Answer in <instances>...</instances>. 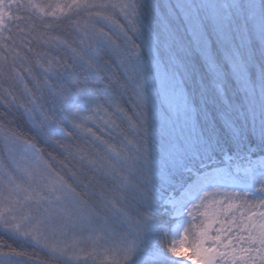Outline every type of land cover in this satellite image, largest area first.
I'll list each match as a JSON object with an SVG mask.
<instances>
[{
	"label": "snow or ice",
	"instance_id": "obj_1",
	"mask_svg": "<svg viewBox=\"0 0 264 264\" xmlns=\"http://www.w3.org/2000/svg\"><path fill=\"white\" fill-rule=\"evenodd\" d=\"M0 264H264V0H0Z\"/></svg>",
	"mask_w": 264,
	"mask_h": 264
},
{
	"label": "rangeland",
	"instance_id": "obj_2",
	"mask_svg": "<svg viewBox=\"0 0 264 264\" xmlns=\"http://www.w3.org/2000/svg\"><path fill=\"white\" fill-rule=\"evenodd\" d=\"M43 2H49V0H43ZM51 3L56 4L57 2H64V0H50Z\"/></svg>",
	"mask_w": 264,
	"mask_h": 264
}]
</instances>
